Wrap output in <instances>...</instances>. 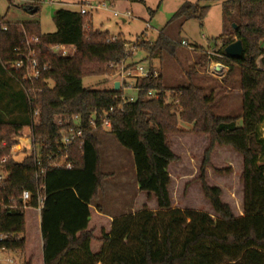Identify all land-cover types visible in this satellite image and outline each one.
Returning a JSON list of instances; mask_svg holds the SVG:
<instances>
[{"label":"trees","instance_id":"16d2710c","mask_svg":"<svg viewBox=\"0 0 264 264\" xmlns=\"http://www.w3.org/2000/svg\"><path fill=\"white\" fill-rule=\"evenodd\" d=\"M230 7L238 9L236 29L227 39L216 40L220 42L217 55L208 56L207 62L221 63L229 72L235 66L240 68L241 114L215 115L203 88L191 81L179 85L167 101L161 75L149 68L148 75L134 83L135 99L109 116L108 131L132 154L138 191L155 201L156 211L143 208L111 222L90 206L104 175L99 169V143L88 120L95 109L115 108L121 91L84 87L82 79L113 74L109 64L126 57L125 41L119 37L107 40L101 31L86 33L85 15L62 8L53 11L52 33L41 34L37 20L0 22L5 26L4 30L0 26V65L13 59V48L21 46L23 31L44 43L74 47L65 57L43 53L49 69L34 83L38 91L27 95L10 77L18 87L10 90L5 113L0 112V160L6 158L0 162V170L7 174L0 180V233L6 236L0 247L22 256V264H264V138L260 137L264 122V0H227L225 17L230 16ZM206 10V6L183 3L169 23L202 20ZM238 39L243 54L229 58L224 48ZM178 45L161 29L154 41L143 44L142 51L147 59H161L174 56ZM16 76L20 78L19 73ZM149 91L156 97L149 98ZM2 98L0 93V101ZM74 115L80 117L82 136L68 149L72 167L53 166L60 132L66 126L57 124V119ZM179 122L209 138L199 179L215 217L171 207L168 166L177 157L168 135L179 132ZM24 127L31 128L38 157L29 155L16 162L8 157L15 143L12 136ZM215 145L231 147L242 156L240 216L221 201L218 187L205 183ZM23 191L29 193L25 203L21 201ZM38 196L43 198L39 216Z\"/></svg>","mask_w":264,"mask_h":264},{"label":"rangeland","instance_id":"374dc122","mask_svg":"<svg viewBox=\"0 0 264 264\" xmlns=\"http://www.w3.org/2000/svg\"><path fill=\"white\" fill-rule=\"evenodd\" d=\"M225 1L227 0H0V22L37 20L40 33L47 34L55 31L52 20L54 10L62 8L79 11L81 4L96 5L105 2L107 10L98 9L92 14L85 15L84 29L86 33L101 31L105 33L106 39L112 37L123 39L126 57L122 66L125 70L133 69L137 65L147 70L150 68L156 75L160 74L167 101L174 97L175 89L179 85L191 81L203 88L211 101V110L215 115L237 116L242 112L240 68L235 66L229 72L228 67L222 64L225 67L224 73L215 75L212 61L207 62L208 56H212L208 52L219 48L220 42L216 40L221 36L224 40L227 39L235 30L233 25L237 23L238 9L230 7V16L225 17ZM186 2L198 4L200 7L206 6L203 19H179L169 23L172 15ZM31 7L38 10L33 15H30ZM113 11H117L119 15L114 16ZM161 29L179 44L175 55L147 59L142 51L143 44L154 41ZM182 41L184 44H181ZM120 63L121 61L118 63L119 66ZM115 79L119 77L113 78L110 73L93 74L83 78L82 84L92 89H111ZM14 87H18L16 82L0 65V93L3 95L0 112L3 114L7 108L10 90ZM122 93L135 97L134 90H123ZM240 123L241 119L237 120V124ZM178 127L179 132L168 135L171 150L177 157L176 161L168 166L171 207L202 211L215 217L209 201L202 192L199 179V168L209 138L205 134L192 132L188 124L179 122ZM24 132H27L26 128ZM108 132L106 129L94 132L96 139H99V169L104 178L93 204H96L97 209L112 215L135 214L143 208L155 212V201L146 198L145 194L136 188L130 154L119 147ZM260 137L264 138V122L260 125ZM25 148V151L13 155L16 162L27 156V146ZM241 171V154L228 146L213 147L204 180L207 185L220 189L221 201L230 207L235 216L242 215ZM15 256L23 261L19 254Z\"/></svg>","mask_w":264,"mask_h":264},{"label":"built area","instance_id":"2783aa9c","mask_svg":"<svg viewBox=\"0 0 264 264\" xmlns=\"http://www.w3.org/2000/svg\"><path fill=\"white\" fill-rule=\"evenodd\" d=\"M98 9L107 10L108 6L105 2H99L96 5L92 4H81L79 7V12L83 15L92 14L94 11ZM127 14V13H126ZM114 16H118L119 13L117 11H113ZM125 16L124 14H122ZM4 30L5 26L0 25ZM24 38L20 47L13 48V59L6 60L1 62V66L3 70L14 79L22 88L24 93L27 95L32 91H38L34 87V83L38 81L41 76L46 73L49 69L48 63L43 58V53L45 51L49 52L52 55H58L61 57L69 56L74 51V47L65 44H48L44 43L40 40V38L35 34H29L23 31ZM107 40H115V37L109 38ZM181 44H184L182 41ZM209 55H217L215 51L208 52ZM124 63V59L121 61V65L110 63L109 68L114 69V73L111 74L113 78L116 76L119 79H115L113 82L119 83L118 90L121 91L120 101L115 108L110 107L108 110H93L89 115L88 124L89 126L97 131L100 128L109 130L110 128V120L109 116L114 114L115 111L122 110V104L125 102L133 101L135 97L126 96L122 93L123 90H134V80L137 78L145 77L148 75L149 70L144 69L142 66H134L133 69L125 70L122 66ZM213 69L216 73H220L222 75L224 73L225 67L217 62H211ZM120 67V68H119ZM16 73L20 74V78L16 76ZM156 75V74H154ZM133 81V83H132ZM25 84H28L25 85ZM114 86V85H113ZM149 98H155L156 93L154 91L148 92ZM38 112L34 111V115H37ZM57 124L66 126L61 130L60 137L58 140V149L56 151V155L52 160V165L56 167H64L70 169L72 167L71 162L69 161L68 149L70 146L74 145L78 139L82 136V128L81 121L79 115H74L70 118H58ZM26 131L20 130L16 135L12 136V139L15 143L11 146V150L8 157L13 159V155L20 153L22 151L28 150L29 155H33L34 157H38V148L33 144L31 138V128L26 127ZM6 158H2L0 162H4ZM14 160V159H13ZM42 172V171H41ZM7 177L5 171L0 170V180H3ZM29 200L28 191H23L21 195V201L25 203ZM43 198L38 196L37 198V206L36 211L37 214L40 215V210L42 207ZM6 207H12L11 205H5ZM6 236L0 233V241H3ZM6 253V255L4 254ZM16 254L5 250L4 247H0V264H22L20 259H17Z\"/></svg>","mask_w":264,"mask_h":264},{"label":"water","instance_id":"95a60500","mask_svg":"<svg viewBox=\"0 0 264 264\" xmlns=\"http://www.w3.org/2000/svg\"><path fill=\"white\" fill-rule=\"evenodd\" d=\"M37 8H34L33 10L30 11V13H34L36 12ZM234 26V29H236V26ZM244 48L242 45V42L238 39L235 40L231 43H229L228 45L225 46L224 48V53L229 57V58H238L243 54ZM119 88V83L115 82L113 89L114 90H118Z\"/></svg>","mask_w":264,"mask_h":264},{"label":"crops","instance_id":"0c3cea01","mask_svg":"<svg viewBox=\"0 0 264 264\" xmlns=\"http://www.w3.org/2000/svg\"><path fill=\"white\" fill-rule=\"evenodd\" d=\"M34 9V7H31L30 8V11L31 10H33ZM38 10H36V12H37ZM36 12H34V13H36ZM34 13H30V15H33ZM213 73L215 74V75H218L216 72H215V70L213 69ZM26 127H24V128H22V130H24ZM109 133V132H108ZM110 134V133H109ZM110 136L116 141V139L114 138V136L112 135V134H110ZM96 137V136H95ZM97 141H98V143H99V139H97ZM117 142V141H116ZM118 144V143H117ZM119 145V144H118ZM119 147H121L120 145H119ZM122 148V147H121ZM124 151H126L128 154H130V156H131V158H132V154L128 151V150H126V149H124V148H122ZM99 150H100V145H99V147H98V152H99ZM132 162H133V159H132ZM133 169H134V180H135V168H134V164H133ZM135 183H136V180H135ZM136 188H137V190H138V186H137V184H136ZM99 191V190H98ZM98 195V194H97ZM97 199V197L96 198H94V199H92L91 201H90V206L95 210V211H97V207H96V204L94 205L93 204V201L94 200H96ZM99 210V213L101 214H104V215H106L107 216V218L109 219V221L111 222L114 218H117V217H120V216H123V215H133L134 213H126V214H119V215H112V214H108V213H104L103 212V210H101V209H98ZM39 216V215H38Z\"/></svg>","mask_w":264,"mask_h":264},{"label":"bare ground","instance_id":"6f19581e","mask_svg":"<svg viewBox=\"0 0 264 264\" xmlns=\"http://www.w3.org/2000/svg\"><path fill=\"white\" fill-rule=\"evenodd\" d=\"M218 75H220V73H217Z\"/></svg>","mask_w":264,"mask_h":264}]
</instances>
